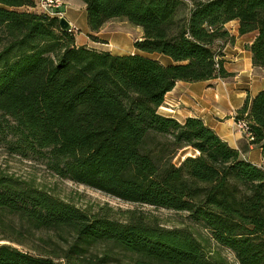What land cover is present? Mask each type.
<instances>
[{
    "label": "trees",
    "instance_id": "16d2710c",
    "mask_svg": "<svg viewBox=\"0 0 264 264\" xmlns=\"http://www.w3.org/2000/svg\"><path fill=\"white\" fill-rule=\"evenodd\" d=\"M82 1L91 32L126 19L143 31L138 51L171 61L77 46L73 30L33 10V0H0V145L123 201L187 211L237 264H264V163L245 159L200 117L179 122L158 111L177 81L229 74L221 43L234 38L225 22L256 32L251 60L264 68V0ZM242 109L264 158V89ZM0 212L30 230L68 235L60 252L0 238L13 243H0V264H234L206 251L188 227L132 209L87 212L9 174H0ZM100 244L101 255L93 248Z\"/></svg>",
    "mask_w": 264,
    "mask_h": 264
},
{
    "label": "crops",
    "instance_id": "0c3cea01",
    "mask_svg": "<svg viewBox=\"0 0 264 264\" xmlns=\"http://www.w3.org/2000/svg\"><path fill=\"white\" fill-rule=\"evenodd\" d=\"M33 1L32 9L36 11V0ZM60 2L61 7L57 9L60 10L61 16L72 24L71 30L74 32L77 46L85 45L117 54L145 53L138 51L133 45L135 40L141 38L142 30L138 38L131 39L125 27L117 26L119 18L114 17L101 25L96 32H91L86 19V5L82 0H60ZM224 25L234 38L232 42L221 43L223 66L230 75L213 76L204 81H177L175 87L165 94L158 111L160 114L175 117L179 122H183L187 116L200 117L206 126L212 128L241 156L253 164L260 165L264 163L261 148L254 142L248 143L242 133L236 130L234 123L238 117L249 119V111L243 110L242 107L246 100L250 101L256 92L264 89V68L252 63L249 50L256 32L239 33L237 19L225 22ZM145 55L158 58L162 64H167L172 59L158 52L145 53Z\"/></svg>",
    "mask_w": 264,
    "mask_h": 264
},
{
    "label": "rangeland",
    "instance_id": "374dc122",
    "mask_svg": "<svg viewBox=\"0 0 264 264\" xmlns=\"http://www.w3.org/2000/svg\"><path fill=\"white\" fill-rule=\"evenodd\" d=\"M117 23V26L127 29V34H129L131 39H136L141 35V28L130 25L129 21L118 19ZM184 152L179 153L174 160L178 162ZM0 174H9L14 178L24 179L32 185H36L38 188L49 190L59 198H63L74 205L76 204L87 212H100V210L108 209V212L112 213V216L117 217L121 216L124 211L132 209L136 212H141L152 221L165 225V227H188L192 230L196 238L204 244L206 251L219 250L229 263L237 264L232 250L222 248L210 239L206 228L200 224L193 223L188 217L187 211L171 210L163 208L162 206L154 207L148 203L137 204L136 202L123 201L119 197H113L89 185L86 186L79 184V182H73L64 177H59L38 160L26 159L19 154L9 153L7 147L4 145H0ZM28 228V224L25 220L20 219L19 216L12 215L10 212H0V238L20 236L24 240V244H13L8 240H0V243L10 242L18 248L36 245L40 250L47 252L49 250L60 252L63 246H65V243H67L65 239H68V235L65 232L59 235L54 230L40 231L30 230V228L28 230ZM20 229L21 234L18 235L17 233ZM93 248L95 253L99 255L107 250L106 245L101 244ZM110 253L112 257L122 256L121 259L124 257V254L120 251L113 250Z\"/></svg>",
    "mask_w": 264,
    "mask_h": 264
},
{
    "label": "built area",
    "instance_id": "2783aa9c",
    "mask_svg": "<svg viewBox=\"0 0 264 264\" xmlns=\"http://www.w3.org/2000/svg\"><path fill=\"white\" fill-rule=\"evenodd\" d=\"M35 7L37 12L41 11L50 16L54 14L61 16L60 10L57 9V7H61L60 0H36ZM234 123L236 125V130L242 133L244 139H246L248 143H252L254 134L250 129V120L244 117H238L235 119Z\"/></svg>",
    "mask_w": 264,
    "mask_h": 264
},
{
    "label": "water",
    "instance_id": "95a60500",
    "mask_svg": "<svg viewBox=\"0 0 264 264\" xmlns=\"http://www.w3.org/2000/svg\"><path fill=\"white\" fill-rule=\"evenodd\" d=\"M59 17V26L60 29L63 31H69L72 29V24L67 20L64 16H58Z\"/></svg>",
    "mask_w": 264,
    "mask_h": 264
}]
</instances>
